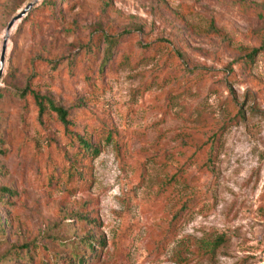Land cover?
<instances>
[{
    "label": "rangeland",
    "instance_id": "rangeland-1",
    "mask_svg": "<svg viewBox=\"0 0 264 264\" xmlns=\"http://www.w3.org/2000/svg\"><path fill=\"white\" fill-rule=\"evenodd\" d=\"M32 1L0 0V56ZM29 15L0 83V190L16 193L0 255L35 242L11 264H264V0H53ZM28 84L70 131L18 95ZM89 126L120 147L101 141L88 184L69 183Z\"/></svg>",
    "mask_w": 264,
    "mask_h": 264
},
{
    "label": "trees",
    "instance_id": "trees-1",
    "mask_svg": "<svg viewBox=\"0 0 264 264\" xmlns=\"http://www.w3.org/2000/svg\"><path fill=\"white\" fill-rule=\"evenodd\" d=\"M53 5V0H43L40 5L35 6V8L39 7H51ZM30 15L25 17L22 22L19 24L17 33L22 29V26L28 22ZM106 42L108 43L107 53L105 57V61L102 64V69L104 66L108 63V61L112 57L113 48L117 44V39L113 37H106ZM256 51H253L248 55V58L251 60L255 57ZM19 96L22 98L31 97L34 101L36 108L38 110V113L40 117H43L48 114L49 110L51 112H54L57 117H59L60 121L63 123L64 128L67 131L69 130V127L72 125L71 121L69 119V112L68 110L64 109L63 107L57 106L54 101L49 98L46 95L40 94L38 91L33 90L31 88V85H27L24 89L20 90L18 92ZM237 115L239 117L243 116V113L241 110L238 111ZM237 117V116H235ZM74 146H73V156L72 161L68 165H65L64 168H62L60 171L61 173L59 175H63L67 179V182L73 183V182H80L83 185L88 184L89 177L84 172L86 163H91L94 161L95 158H97L102 153V146L101 141H105L108 144L115 142L117 145V148L120 147V136L112 129H108L106 127H91L89 126L86 128V133L83 136H80L78 134L74 135ZM212 139V145H211V155L214 153V150L216 148V143L218 141V134H215ZM95 139L98 140V142H95ZM211 159V156L210 158ZM88 161V162H87ZM16 195V193L10 189V188H2L0 190V202L5 201L8 198H12ZM8 197V198H7ZM0 228H3L2 225H0ZM208 242V243H207ZM224 240L218 239L214 240L212 242L204 241L200 244L199 247H205L209 248L210 253L216 252V250L223 245ZM89 248L93 250V244H87ZM38 246L35 242L32 243H23L22 245L12 246L10 249H8L5 253L0 255V264H11L12 261H18L21 259H25L26 257H29L30 259L33 258L32 252L33 250L37 249ZM76 261L80 264L85 262V259L83 256H80L77 254Z\"/></svg>",
    "mask_w": 264,
    "mask_h": 264
},
{
    "label": "water",
    "instance_id": "water-1",
    "mask_svg": "<svg viewBox=\"0 0 264 264\" xmlns=\"http://www.w3.org/2000/svg\"><path fill=\"white\" fill-rule=\"evenodd\" d=\"M42 0H33L30 2L23 10H21L16 16H14L11 21L9 22L7 28H6V33L4 37V42L2 46V52L0 56V83L2 80V76L4 73L5 69V63H6V54L8 50V42L9 38L12 34V31L17 28L18 24L22 22V20L29 15V13L33 10L35 5Z\"/></svg>",
    "mask_w": 264,
    "mask_h": 264
}]
</instances>
